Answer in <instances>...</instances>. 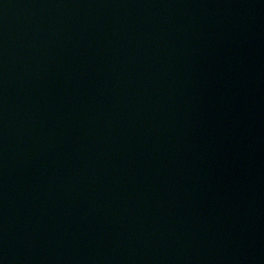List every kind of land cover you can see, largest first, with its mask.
Masks as SVG:
<instances>
[{
  "label": "water",
  "instance_id": "obj_1",
  "mask_svg": "<svg viewBox=\"0 0 264 264\" xmlns=\"http://www.w3.org/2000/svg\"><path fill=\"white\" fill-rule=\"evenodd\" d=\"M0 264H264V0H0Z\"/></svg>",
  "mask_w": 264,
  "mask_h": 264
}]
</instances>
